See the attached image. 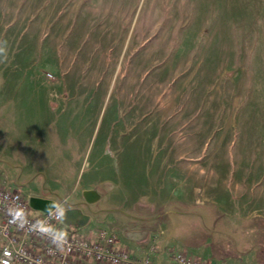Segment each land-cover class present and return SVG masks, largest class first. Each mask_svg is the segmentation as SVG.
<instances>
[{
	"label": "rangeland",
	"instance_id": "rangeland-1",
	"mask_svg": "<svg viewBox=\"0 0 264 264\" xmlns=\"http://www.w3.org/2000/svg\"><path fill=\"white\" fill-rule=\"evenodd\" d=\"M118 3L0 0V171L44 193L106 146L102 178L199 198L213 253L264 264V7L217 26L213 8Z\"/></svg>",
	"mask_w": 264,
	"mask_h": 264
},
{
	"label": "crops",
	"instance_id": "crops-1",
	"mask_svg": "<svg viewBox=\"0 0 264 264\" xmlns=\"http://www.w3.org/2000/svg\"><path fill=\"white\" fill-rule=\"evenodd\" d=\"M122 1L128 0H110L114 4L119 2V5ZM169 2L176 3L171 8L181 9L185 6L198 9L213 8L214 17H203L200 24L217 26L233 24L232 18L226 17L227 10L239 9L244 4L250 6L251 3L264 7V0H169ZM127 17L123 12L118 22L126 20ZM113 18L116 19L115 16ZM189 22L188 20L177 23ZM169 23L174 24L175 21ZM134 151L136 152L135 149ZM105 154L106 146L95 158L94 174L92 172L83 181L80 179L71 184H66L62 180L54 187L44 185L46 190L44 193L23 190L22 185L11 178L4 169H2L4 172L0 171V185L20 190L30 200L34 197L50 201L66 200L69 209L64 222L72 231L93 236L100 228L110 229L116 235L117 245L129 249L134 255H142L148 246L154 243L155 249L151 255L155 264H176L169 257L170 252L173 254L176 251L204 258L211 264H260L257 258L244 259L241 255L227 263L226 258L213 253V246L207 240L208 220L201 211L205 207L199 198H188L186 202L184 198L177 196L176 191L168 184L166 186L165 182H156V185L150 183L144 191L133 180L129 185H124L125 183H121V177L119 183L110 177L102 178L101 173L106 169L102 162ZM1 157L0 154V163L4 161ZM190 206L195 209L193 217L200 223L202 221V235L190 234L191 229L187 224L192 214Z\"/></svg>",
	"mask_w": 264,
	"mask_h": 264
},
{
	"label": "built area",
	"instance_id": "built-area-1",
	"mask_svg": "<svg viewBox=\"0 0 264 264\" xmlns=\"http://www.w3.org/2000/svg\"><path fill=\"white\" fill-rule=\"evenodd\" d=\"M13 203L27 205L30 220L41 213L46 218L48 211L34 208L20 190L0 185V264L9 260L10 264H155L151 255L154 243L142 255H134L119 247L115 233L106 228L96 230L92 236L68 227L69 246L61 251L47 237L11 223L7 208ZM172 260L176 264H211L180 251L173 252Z\"/></svg>",
	"mask_w": 264,
	"mask_h": 264
},
{
	"label": "clouds",
	"instance_id": "clouds-1",
	"mask_svg": "<svg viewBox=\"0 0 264 264\" xmlns=\"http://www.w3.org/2000/svg\"><path fill=\"white\" fill-rule=\"evenodd\" d=\"M9 62V41L0 38V64ZM18 201V197L15 198ZM69 209L66 200H52L48 207L46 218L41 213L40 217L29 219L28 206L20 203H13L7 208V213L10 217V222L14 223L20 229L27 227L29 231L36 232L41 236L47 237L51 243L59 250H63L69 246L68 226L64 222L66 212ZM55 220L57 223H52ZM5 264H10V260Z\"/></svg>",
	"mask_w": 264,
	"mask_h": 264
},
{
	"label": "water",
	"instance_id": "water-1",
	"mask_svg": "<svg viewBox=\"0 0 264 264\" xmlns=\"http://www.w3.org/2000/svg\"><path fill=\"white\" fill-rule=\"evenodd\" d=\"M52 201L50 200H46V199H42V198H31V205L34 208H40V209H44V210H48V207L51 205Z\"/></svg>",
	"mask_w": 264,
	"mask_h": 264
}]
</instances>
